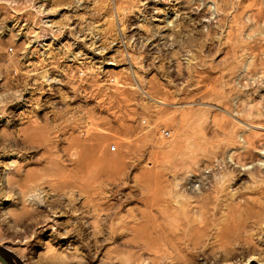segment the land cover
I'll return each mask as SVG.
<instances>
[{
    "label": "rangeland",
    "instance_id": "obj_1",
    "mask_svg": "<svg viewBox=\"0 0 264 264\" xmlns=\"http://www.w3.org/2000/svg\"><path fill=\"white\" fill-rule=\"evenodd\" d=\"M0 252L264 264V0H0Z\"/></svg>",
    "mask_w": 264,
    "mask_h": 264
},
{
    "label": "water",
    "instance_id": "obj_2",
    "mask_svg": "<svg viewBox=\"0 0 264 264\" xmlns=\"http://www.w3.org/2000/svg\"><path fill=\"white\" fill-rule=\"evenodd\" d=\"M0 264H10L8 260L0 253Z\"/></svg>",
    "mask_w": 264,
    "mask_h": 264
},
{
    "label": "built area",
    "instance_id": "obj_3",
    "mask_svg": "<svg viewBox=\"0 0 264 264\" xmlns=\"http://www.w3.org/2000/svg\"><path fill=\"white\" fill-rule=\"evenodd\" d=\"M81 74H82V72H81ZM162 133H163V135H164L165 137H168L169 134H170L169 131H167V130H163ZM111 150L114 151V150H115V146L111 147Z\"/></svg>",
    "mask_w": 264,
    "mask_h": 264
},
{
    "label": "trees",
    "instance_id": "obj_4",
    "mask_svg": "<svg viewBox=\"0 0 264 264\" xmlns=\"http://www.w3.org/2000/svg\"><path fill=\"white\" fill-rule=\"evenodd\" d=\"M1 253V252H0ZM2 254V253H1ZM4 255V254H3ZM6 257V256H5ZM7 260H8V262L10 263V264H12V262L8 259V258H6Z\"/></svg>",
    "mask_w": 264,
    "mask_h": 264
}]
</instances>
